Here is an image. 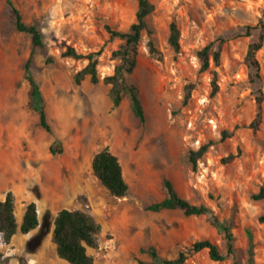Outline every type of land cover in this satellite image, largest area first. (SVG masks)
Segmentation results:
<instances>
[{
	"label": "rangeland",
	"instance_id": "374dc122",
	"mask_svg": "<svg viewBox=\"0 0 264 264\" xmlns=\"http://www.w3.org/2000/svg\"><path fill=\"white\" fill-rule=\"evenodd\" d=\"M150 1L148 31L142 33L137 64L128 77L139 89L145 114L141 122L127 93L113 108L111 86L103 82L120 63L112 52L121 41L111 39L106 26L126 31L135 22L137 0H13L24 22L41 30L44 48H33L30 36L15 30L11 12L0 0V195L13 192L24 198L39 191L41 219L58 198V209L77 207L94 215L103 228L98 248L89 255L101 264L149 263L150 248L160 258L172 259L205 239L223 251L207 216L147 209L164 199L163 180L168 179L180 197L234 224V257L216 263L203 251L184 264H247L249 234L254 260L264 264V225L258 221L264 201L251 198L264 187V46L257 53L259 77L247 61L248 47L264 23V0ZM173 20L180 33L179 52L168 43ZM150 41L155 54L149 51ZM210 43L214 50L221 45L220 64L211 59L209 70L202 72L198 52ZM68 47L80 54L102 50L98 84H91L89 76L75 83V74L87 62L63 57ZM29 57L51 133L40 127L38 114L28 105L24 65ZM213 72L219 91L211 96ZM259 97L262 124L253 131L246 126L256 117ZM224 131L233 135L221 141ZM209 141L215 145L194 170L189 152ZM53 144L62 154H50ZM106 147L122 164L129 186L124 198L111 196L87 173L91 157ZM238 150V159L221 163ZM72 188L87 189L90 196L79 194L73 200ZM46 244L34 254L25 246L11 257L0 235V264H28Z\"/></svg>",
	"mask_w": 264,
	"mask_h": 264
},
{
	"label": "trees",
	"instance_id": "16d2710c",
	"mask_svg": "<svg viewBox=\"0 0 264 264\" xmlns=\"http://www.w3.org/2000/svg\"><path fill=\"white\" fill-rule=\"evenodd\" d=\"M138 6L135 14V22L126 31L115 30L106 26V30L111 39L121 41L119 48L112 52V58L118 59L120 63L115 66L113 75L106 76L103 82L110 85L109 96L113 108H117L125 93L130 99V107L132 113L141 122L145 120V114L141 103L138 87L128 82V77L132 75L137 64V46L141 40L142 33L148 31L146 22L147 17L153 11V5L150 0H137ZM5 5L10 10L14 21L15 30L19 33H24L30 36L33 48H44L45 43L41 30L36 25H28L24 22L20 10L17 8L13 0H5ZM260 33L255 42L250 43L247 53V61L255 70V76L259 77L260 63L257 59V53L264 46V23L258 26ZM252 29L248 27V30ZM170 34L168 43L175 52H179V29L175 20L170 23ZM149 51L155 54L156 50L153 43L149 42ZM102 54V50L88 54L77 53L74 48L68 47L62 54L63 57L72 58L75 60H85L87 64L79 70L74 81L77 85L81 84L82 80L89 76L90 83L96 85L100 82L97 65L98 57ZM221 45L217 50H214V44L210 43L198 52V58L201 62V71L206 72L210 68L211 59L216 66L220 64ZM25 79L30 87L29 91V108L35 111L39 116V125L46 132L51 133V127L46 116V102L39 84L34 79L31 72V57L24 65ZM211 80V96H214L219 91L216 72L212 73ZM190 93L185 96V103L188 101ZM262 98H257L258 111L255 119L246 126L253 131L260 129L262 124ZM232 133L224 131L221 141L232 137ZM57 143V142H56ZM55 143V144H56ZM55 144L50 146L49 152L51 155L62 154V150L56 148ZM215 145L214 141H209L202 144L197 150H191L188 154V162L195 170L198 161ZM241 156L240 150L237 153L229 154L221 159L222 164H229ZM92 170L94 176L99 180L101 185L108 193L115 198H124L129 193V186L125 180L123 169L117 156H115L109 148H104L96 153L92 160ZM163 186L166 195L163 200L153 203L147 207L153 212L162 210H179L187 217L207 216L210 219L211 225L216 229L221 239V247L210 239L199 240L187 246L184 250L178 252L177 256L172 259H162L153 249H148L152 261L149 263L140 262V264H184L194 255L206 251L211 261L220 263L230 257H234L236 253L235 236L233 233L234 224L232 220H221L212 209L205 205H193L184 198L180 197L175 190L172 182L168 179L163 180ZM41 198V193L37 196ZM254 201H264V187L251 196ZM260 224L264 225V215L258 218ZM40 226L38 219L37 206L35 202L27 205L26 211L20 227H18L15 217L14 195L12 192L6 194L5 200H0V235L3 243L9 244L12 237L20 231L22 234H28L36 230ZM101 232L100 224L88 213L80 210H60L54 219V227L52 231V242L56 247L58 258L69 264H95L94 258L88 254L87 249L98 248V235ZM144 252V250L142 251ZM237 264V263H235ZM247 264H262L254 260L252 250V239L249 234V250Z\"/></svg>",
	"mask_w": 264,
	"mask_h": 264
},
{
	"label": "crops",
	"instance_id": "0c3cea01",
	"mask_svg": "<svg viewBox=\"0 0 264 264\" xmlns=\"http://www.w3.org/2000/svg\"><path fill=\"white\" fill-rule=\"evenodd\" d=\"M109 150L115 155L117 156L111 148H109ZM93 157H91V159L89 160V163H88V169H87V173H91L93 174V170H92V160H93ZM118 157V156H117ZM119 159V158H118ZM120 161V160H119ZM48 162H52L51 160ZM121 164V162H120ZM122 166V164H121ZM123 169V167H122ZM123 174H124V171H123ZM94 175V174H93ZM84 176H82L83 178ZM96 180L99 182V180L96 178ZM100 183V182H99ZM101 184V183H100ZM101 190V189H100ZM103 191V190H101ZM13 193V192H12ZM85 195V196H90V191H88L87 189H79V188H72V192L70 193V196L73 198V200L78 196V195ZM14 205H15V217H16V221H17V224H18V227H20L21 223H22V220H23V217H24V214H25V211H26V207L28 204H30L31 202H35L36 203V206H37V213H38V219H39V222L41 223L42 219L40 217V209H39V206H38V203H37V200H40L42 198V194H41V198L40 199H37L35 197V195L31 194V195H28L24 198H20L18 196H16L14 193ZM59 196V195H58ZM5 197L6 195H0V200H5ZM59 204V198H58V201L56 203V205L54 206L53 208V211H49L47 214H50L53 218H55V216L57 215V213L62 210V209H68V210H80V211H83L82 209L80 208H75V207H72V208H61V209H58L57 206ZM94 218L95 216L92 215ZM96 219V218H95ZM97 221V220H96ZM101 227H102V224L100 222V220L97 221ZM39 228V227H38ZM38 228L34 231H31L30 233L28 234H22L20 231H18L11 239V242L9 244H6V246L8 247L9 249V253L8 255H10L11 257H14L16 255H19L25 248L26 246V243L27 241L34 235V233H36V231L38 230ZM103 228V227H102ZM103 230V229H102ZM52 231H53V228H52ZM52 231L50 233V235L45 239V241L43 242L42 246L40 247V249L38 251L41 250V248L43 247V245L45 243L46 244V248L43 252H40L38 253L37 255H35L34 257H29V263L28 264H43L45 260L48 259V261H52L53 264H67V262H65L64 260L58 258L57 256V253H56V247L55 245L53 244L51 238H52ZM48 241V242H46ZM46 251H49L50 255L47 257H45V253ZM91 251V249H87V252L89 254V252ZM52 255V257H51ZM55 259V261H54ZM40 261V262H39ZM47 262V261H46ZM69 264V263H68ZM95 264H101V262H97L95 260Z\"/></svg>",
	"mask_w": 264,
	"mask_h": 264
},
{
	"label": "water",
	"instance_id": "95a60500",
	"mask_svg": "<svg viewBox=\"0 0 264 264\" xmlns=\"http://www.w3.org/2000/svg\"><path fill=\"white\" fill-rule=\"evenodd\" d=\"M33 194L37 196L40 192L33 191ZM54 219L50 214H46L43 217L37 232L26 243V249L30 254L37 252L45 239L50 235L54 227Z\"/></svg>",
	"mask_w": 264,
	"mask_h": 264
},
{
	"label": "bare ground",
	"instance_id": "6f19581e",
	"mask_svg": "<svg viewBox=\"0 0 264 264\" xmlns=\"http://www.w3.org/2000/svg\"><path fill=\"white\" fill-rule=\"evenodd\" d=\"M50 255V253H49V251H46V253H45V257H47L48 258V256ZM51 257H52V255H51ZM53 258V257H52ZM47 261V262H46ZM54 261H55V259H54ZM40 262V261H39ZM43 264H53V262L52 261H48V259L47 260H45L44 261V263ZM57 264V263H56Z\"/></svg>",
	"mask_w": 264,
	"mask_h": 264
}]
</instances>
